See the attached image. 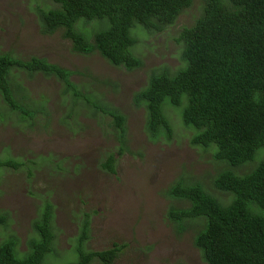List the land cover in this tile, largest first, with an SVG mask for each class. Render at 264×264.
Segmentation results:
<instances>
[{"label": "rangeland", "instance_id": "374dc122", "mask_svg": "<svg viewBox=\"0 0 264 264\" xmlns=\"http://www.w3.org/2000/svg\"><path fill=\"white\" fill-rule=\"evenodd\" d=\"M203 3L194 0L192 8L164 35L141 36L144 41L137 46V53L144 64L128 71L112 66L99 54L74 53L71 41L60 31L44 35L40 8H56L53 0H0V54L27 60L35 55L46 57L71 71L79 89L77 96L64 91L55 78L13 72L14 83L23 85L27 89L23 94L29 93L35 102L32 108L44 105L52 116L39 115L33 130L16 116L0 122V160H30L28 167L33 171L28 178L25 168L20 172L0 169V212L9 215L0 241L14 234L20 240L19 250L28 251L29 240L37 237L33 223L47 206L42 195L48 193L54 212V258L66 257L68 261L62 264L77 259L74 253L87 219V251L122 246L111 264H205L193 243L197 228L182 229L168 220L171 206L188 205L169 198L168 191L183 179L200 183L228 204L232 195L217 192L213 180L229 167L214 158L215 144L208 149L191 145L196 130L184 125L183 107L165 106L174 136L153 142L146 129L147 110L133 102L134 94L147 86L154 70L176 72L183 67L177 38L202 13ZM94 27L95 23L85 25L87 31ZM140 28H133L132 34L138 36ZM3 107L0 96V110ZM99 108L117 109L126 116L123 139L112 117ZM110 156L115 159V173L105 167ZM263 157L264 151L258 159ZM256 162L251 163L253 167ZM253 167H238L234 172L245 176L242 173Z\"/></svg>", "mask_w": 264, "mask_h": 264}, {"label": "trees", "instance_id": "16d2710c", "mask_svg": "<svg viewBox=\"0 0 264 264\" xmlns=\"http://www.w3.org/2000/svg\"><path fill=\"white\" fill-rule=\"evenodd\" d=\"M58 6L40 8V25L44 35L61 32L71 41L73 52L99 54L114 67L128 71L140 69L144 61L137 46L149 34L162 36L176 25L182 14L192 8L194 0H53ZM95 23L87 31L85 25ZM141 26L139 35L133 28ZM177 41L182 46L184 62L176 72L168 68L154 70L146 87L134 94L137 107L147 110L149 139L171 140L173 127L165 106L182 108L185 126L196 130L191 145L204 149L217 146L214 158L229 168L213 180L214 189L230 193L232 200L223 204L200 183L180 179L168 191L169 198L188 205L171 206L168 220L185 229L197 228L193 239L205 264H264V0H204L202 13L185 26ZM42 74L63 84L64 91L79 96L72 72L43 56L29 60L10 53L0 54V96L5 104L0 122L18 117L34 129L38 116L45 115L44 105L35 102L23 85L13 81V72ZM105 108H99V111ZM71 112L74 109L71 108ZM48 116H52L50 113ZM113 119L120 139L126 135V116L117 109H105ZM125 144V143H122ZM105 167L115 173L114 156ZM255 166L251 163L254 161ZM26 162L0 160V169L33 171ZM251 165V172L237 176L235 169ZM248 173V174H247ZM239 174V173H238ZM33 223L37 237L28 242L29 250H19L20 240L8 234L0 241V264H62L66 257L56 255L54 212L51 200ZM9 223V215L0 212V231ZM90 221L83 225L76 249L77 259L68 264H111L122 246L104 251H87ZM53 256L50 259V254ZM58 263H55L54 260Z\"/></svg>", "mask_w": 264, "mask_h": 264}]
</instances>
